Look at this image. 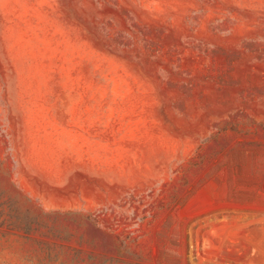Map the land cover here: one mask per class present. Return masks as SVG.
I'll use <instances>...</instances> for the list:
<instances>
[{"label":"rangeland","instance_id":"obj_1","mask_svg":"<svg viewBox=\"0 0 264 264\" xmlns=\"http://www.w3.org/2000/svg\"><path fill=\"white\" fill-rule=\"evenodd\" d=\"M0 264H264V0H0Z\"/></svg>","mask_w":264,"mask_h":264}]
</instances>
